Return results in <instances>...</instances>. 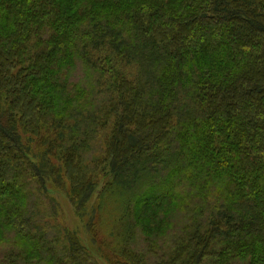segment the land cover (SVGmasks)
<instances>
[{
    "label": "trees",
    "instance_id": "obj_1",
    "mask_svg": "<svg viewBox=\"0 0 264 264\" xmlns=\"http://www.w3.org/2000/svg\"><path fill=\"white\" fill-rule=\"evenodd\" d=\"M49 180L107 264H264V0H0V264H101Z\"/></svg>",
    "mask_w": 264,
    "mask_h": 264
},
{
    "label": "rangeland",
    "instance_id": "obj_2",
    "mask_svg": "<svg viewBox=\"0 0 264 264\" xmlns=\"http://www.w3.org/2000/svg\"><path fill=\"white\" fill-rule=\"evenodd\" d=\"M47 184L50 190V195L56 201L55 203H58L61 211V214L57 218L62 219V222L65 223L67 227L74 230L79 235L82 243L93 253L101 264H107L97 252L95 245H93L90 233L85 224L88 219V213L92 210L91 207L95 202V195L88 203L86 211L87 215L85 214L86 216L81 217L79 212L76 211L73 203L70 201V198L62 190L59 188L57 189L56 185L51 180H49Z\"/></svg>",
    "mask_w": 264,
    "mask_h": 264
}]
</instances>
